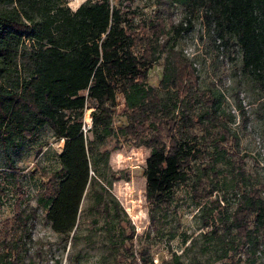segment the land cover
Here are the masks:
<instances>
[{
  "label": "trees",
  "instance_id": "16d2710c",
  "mask_svg": "<svg viewBox=\"0 0 264 264\" xmlns=\"http://www.w3.org/2000/svg\"><path fill=\"white\" fill-rule=\"evenodd\" d=\"M0 2L6 3L0 8V146L6 155L8 141L17 146L15 133L34 140L45 124L64 139L59 168L41 172L46 178L45 218L56 232L70 237L89 186L98 213L103 217L118 214V201L96 184L90 157L94 147L88 144L83 122L76 120L82 117L88 100L93 105L90 128L96 139L103 141L120 129L152 148L145 165L151 224L155 212L169 202L173 186L187 180L186 168L192 159L208 158L202 176L193 181L194 200L219 188L218 159L209 144L199 145L200 137L208 140L214 134L212 127H219L215 137L228 138L218 114V97L198 89L193 61L175 50L174 42L169 43L171 36L163 39L162 20L137 22L133 11L124 12L109 0H85L74 10L64 0ZM182 3L191 14L203 9L207 25L222 41L240 47L241 70L264 89V0ZM187 21L176 34L180 29L188 31L192 18ZM27 40L28 45L24 44ZM162 55L163 74L157 88L147 79ZM22 68L26 71L23 76ZM118 91L123 92L129 112L127 124L115 127ZM196 103H200L199 109ZM14 206V228H9L10 218L4 223L0 264H25L20 252L32 238L38 216V207L24 206L21 199ZM223 217V229L215 228L214 233L227 248L245 247L252 235L264 239V194L259 188L242 189L232 213ZM98 220L96 217L95 222ZM12 230H20V234L9 237ZM116 237L109 232L113 252L120 248ZM255 242L259 244L257 239ZM145 254L143 250L138 257L133 254L131 264L147 263Z\"/></svg>",
  "mask_w": 264,
  "mask_h": 264
},
{
  "label": "rangeland",
  "instance_id": "374dc122",
  "mask_svg": "<svg viewBox=\"0 0 264 264\" xmlns=\"http://www.w3.org/2000/svg\"><path fill=\"white\" fill-rule=\"evenodd\" d=\"M83 1L64 0L73 10ZM109 1L124 12L133 11L137 22L162 20L166 30L163 39L171 36L169 43L174 42L175 50L193 61L198 89L218 97V114L221 125L228 130V138L215 137L219 127H212L214 134H207L208 140L200 137L199 145L209 144L218 159L215 164L219 169V188L210 196L194 200L192 184L202 176L208 158L201 155L192 159L186 168L187 180L173 186L169 202L155 212V223L151 224L150 203L145 195V165L152 148L120 129L101 141L95 138L90 126L85 133L88 144L94 147L90 153L92 173L97 186H104L107 194L118 201V214L103 217L98 213L89 186L77 224L66 239L45 218L46 178L41 172L59 168V152L64 144V139L45 124L34 140L15 133L17 146L8 141L6 155L0 146V246L6 231L4 223L10 218L9 228H14V205L21 199L24 206L38 207L32 238L20 252L25 264H131L132 255L138 257L141 250L148 259L142 264H264L261 235H252L245 247L235 249L227 248L214 233L215 228L223 229V214L232 213L242 189L259 188L264 194V89L252 75L241 70L240 47L231 41L223 42L214 28L207 25L204 10L191 14L182 0ZM5 5L0 2V8ZM188 17L192 18V26L176 34L179 26H187ZM28 43L27 40L24 44ZM163 66L164 55L150 69L148 84L160 87ZM25 74L22 68L20 75ZM199 104L196 103L197 109ZM92 110L88 100L82 117L76 120L86 126ZM128 112L123 92L118 91L113 125L125 126ZM110 231L117 234L120 248L116 252L110 247ZM19 234L20 230H12L9 237Z\"/></svg>",
  "mask_w": 264,
  "mask_h": 264
},
{
  "label": "built area",
  "instance_id": "2783aa9c",
  "mask_svg": "<svg viewBox=\"0 0 264 264\" xmlns=\"http://www.w3.org/2000/svg\"><path fill=\"white\" fill-rule=\"evenodd\" d=\"M88 117L90 118V120L88 121L89 123L85 126V122H83V125H82V128H83L84 132H85L86 128L90 127L91 124H92V116L88 115Z\"/></svg>",
  "mask_w": 264,
  "mask_h": 264
}]
</instances>
